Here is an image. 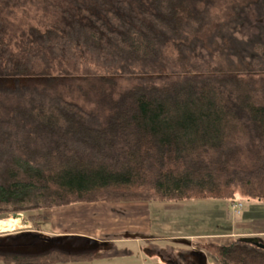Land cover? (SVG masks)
I'll return each mask as SVG.
<instances>
[{
  "label": "trees",
  "instance_id": "16d2710c",
  "mask_svg": "<svg viewBox=\"0 0 264 264\" xmlns=\"http://www.w3.org/2000/svg\"><path fill=\"white\" fill-rule=\"evenodd\" d=\"M216 2L0 0V219L92 202L264 203V0L234 5L203 38ZM27 8L39 15L20 27ZM29 218L41 233V215ZM168 251L169 264L197 263ZM207 252L264 264V248L241 239ZM123 255L98 243L0 261Z\"/></svg>",
  "mask_w": 264,
  "mask_h": 264
},
{
  "label": "crops",
  "instance_id": "0c3cea01",
  "mask_svg": "<svg viewBox=\"0 0 264 264\" xmlns=\"http://www.w3.org/2000/svg\"><path fill=\"white\" fill-rule=\"evenodd\" d=\"M236 200L242 203L237 215L231 210L235 202L206 198L179 202L79 203L53 209L59 212L48 221L54 228L70 223L73 230L52 237L82 236L99 243H114L125 251L118 258L82 264H169L170 248L195 252L196 264H218L207 252L208 247L227 246L241 238H257L264 244V203L250 200L246 204ZM21 224L17 217L0 219V237L29 232L14 231Z\"/></svg>",
  "mask_w": 264,
  "mask_h": 264
},
{
  "label": "rangeland",
  "instance_id": "374dc122",
  "mask_svg": "<svg viewBox=\"0 0 264 264\" xmlns=\"http://www.w3.org/2000/svg\"><path fill=\"white\" fill-rule=\"evenodd\" d=\"M246 1H248V0H217L215 5L209 6V9H208L209 27L206 28L205 31H203L202 37L203 38L208 37L211 34L210 32L214 31V29L217 28L218 23L224 22L226 20V18L231 16V11H232V8L234 7V5L242 4ZM33 14L39 15V14H37V12L33 8H27V12L25 14L24 13H21V14L17 13L16 14L17 18L14 20V22L16 25L23 27L26 25L27 21H32ZM6 85L9 86V85H11V83L7 82ZM120 85H121V87H125L127 85H130V82H127L126 80H121ZM75 101L78 102L80 105H83L86 110H89L91 107L90 105L84 103L80 99L75 100ZM238 198H239V200H241L243 203H246V204L251 200L247 197H244L241 194L238 196ZM252 201H254V200H252ZM258 203H261V202H258ZM236 204H241V206H242L241 202H237ZM53 209H56V208H53ZM53 209L47 210V211H42V212H31L29 214L28 213L21 214V217H17V218H20L22 226L20 228H17V230H14V231H24V230H28L30 228L32 230H35L36 227L34 226V223L30 220L29 217H33V216L35 217V216L41 215V218L44 219V222L42 221V223H41L43 225L40 226L41 230H38L41 232V234L51 237L52 234L54 235V234L63 233V232H73V230H71L72 228L70 227V223L69 224L66 223L64 225V227H62V228H58V227L54 228V225L50 224L48 219L52 218V214H55V213L57 214L59 212V211L58 212L53 211ZM237 214H239V213H237ZM10 217H12L11 214H9L8 216H6L5 218H2V219H7ZM6 233H8V232H6ZM3 234H5V233H3ZM153 261H155V260H153ZM0 264H4V263L0 261Z\"/></svg>",
  "mask_w": 264,
  "mask_h": 264
},
{
  "label": "water",
  "instance_id": "95a60500",
  "mask_svg": "<svg viewBox=\"0 0 264 264\" xmlns=\"http://www.w3.org/2000/svg\"><path fill=\"white\" fill-rule=\"evenodd\" d=\"M13 218L21 217V214H12ZM3 234V233H2ZM39 232H21L16 235L0 237L1 251L12 253H41L51 247L60 246L70 251H81L86 249H96L97 241L80 236H56L52 238H42ZM65 238L66 240H61ZM242 241L253 243L257 247L264 248V244L257 238H241Z\"/></svg>",
  "mask_w": 264,
  "mask_h": 264
},
{
  "label": "built area",
  "instance_id": "2783aa9c",
  "mask_svg": "<svg viewBox=\"0 0 264 264\" xmlns=\"http://www.w3.org/2000/svg\"><path fill=\"white\" fill-rule=\"evenodd\" d=\"M241 207H242L241 204H236V203H235V204H233V205L231 206V208H232L231 210H233V213H236V214H237V213L240 212L239 209H241Z\"/></svg>",
  "mask_w": 264,
  "mask_h": 264
},
{
  "label": "flooded vegetation",
  "instance_id": "af4514ba",
  "mask_svg": "<svg viewBox=\"0 0 264 264\" xmlns=\"http://www.w3.org/2000/svg\"><path fill=\"white\" fill-rule=\"evenodd\" d=\"M28 230H29V231H32V232H33V231H35V230H32L31 228H30V229H28Z\"/></svg>",
  "mask_w": 264,
  "mask_h": 264
}]
</instances>
